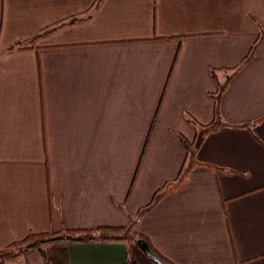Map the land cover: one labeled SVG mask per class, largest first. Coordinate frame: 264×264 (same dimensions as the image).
I'll use <instances>...</instances> for the list:
<instances>
[{
    "label": "crops",
    "instance_id": "crops-1",
    "mask_svg": "<svg viewBox=\"0 0 264 264\" xmlns=\"http://www.w3.org/2000/svg\"><path fill=\"white\" fill-rule=\"evenodd\" d=\"M261 38L264 0H0V251L125 227L157 195L134 229L172 264H264ZM223 85L183 170L177 137L214 120ZM127 248L72 243L68 264Z\"/></svg>",
    "mask_w": 264,
    "mask_h": 264
},
{
    "label": "trees",
    "instance_id": "trees-1",
    "mask_svg": "<svg viewBox=\"0 0 264 264\" xmlns=\"http://www.w3.org/2000/svg\"><path fill=\"white\" fill-rule=\"evenodd\" d=\"M76 20L77 19L75 18V16H71L70 18L66 19V21H68L69 23H73ZM63 25L65 24L59 23L55 28L59 26L61 27ZM262 40L264 39L261 38V40L257 41L253 45L248 56L245 58V62L252 59L254 46H256V44H258ZM225 87L226 85L219 87L217 93L213 95V99L215 102L214 120L208 125L201 126L190 119L189 123H192L191 125H193V127L195 128L194 139L192 141H188L182 136L177 137L186 154L183 170H186V168H188L192 164L195 152L204 139L205 135L211 131H214L218 126L222 125L219 119L218 105L220 95L224 91ZM196 126H198V128H196ZM156 198L157 195L153 197L151 202L140 208L135 218H131L130 224L125 227L98 226L95 228L85 229H64L59 232L30 233L23 239L10 243L0 251V264H2L6 259L14 260L13 257H18L17 260L25 258L27 260L21 263L31 264L28 260V257L30 255H33L34 253H37L39 255L41 264H68L67 247L69 244L94 241H124L125 243L129 241L131 243V240L134 243L138 240L145 241L151 254L156 257L159 263L172 264L170 261L161 256L144 236L136 233L134 229L140 217L149 212L154 207ZM126 264H137V262L132 260L128 248L126 255Z\"/></svg>",
    "mask_w": 264,
    "mask_h": 264
},
{
    "label": "rangeland",
    "instance_id": "rangeland-1",
    "mask_svg": "<svg viewBox=\"0 0 264 264\" xmlns=\"http://www.w3.org/2000/svg\"><path fill=\"white\" fill-rule=\"evenodd\" d=\"M192 124V123H191ZM196 128H198V126H196ZM194 130H195V128H194ZM194 139V138H193ZM190 141V140H189ZM126 245H127V247L129 248V252H130V256H131V258H133L134 257V252H135V249H137V250H139L135 245H136V241H135V243L134 242H132V240H131V243L128 241V242H126ZM140 251V250H139ZM141 252V251H140ZM141 253H143V252H141ZM144 254V253H143ZM145 255V254H144ZM18 258V257H17ZM17 258H15V257H13V259L15 260V261H13V262H24L25 260H27V259H18L17 260ZM22 258V257H21ZM3 260V259H2ZM28 260L30 261V263L31 264H41V262H40V257H39V255L37 254V253H34L33 255H30L29 257H28ZM0 262H1V260H0ZM3 262H5V260L3 261ZM7 263H10L9 261H6Z\"/></svg>",
    "mask_w": 264,
    "mask_h": 264
},
{
    "label": "water",
    "instance_id": "water-1",
    "mask_svg": "<svg viewBox=\"0 0 264 264\" xmlns=\"http://www.w3.org/2000/svg\"><path fill=\"white\" fill-rule=\"evenodd\" d=\"M141 252H143L147 257L159 263L155 256H153L148 248V245L145 241L138 240L135 245Z\"/></svg>",
    "mask_w": 264,
    "mask_h": 264
}]
</instances>
